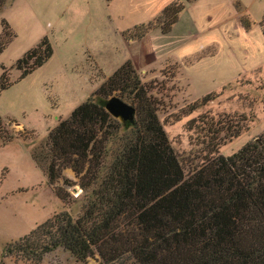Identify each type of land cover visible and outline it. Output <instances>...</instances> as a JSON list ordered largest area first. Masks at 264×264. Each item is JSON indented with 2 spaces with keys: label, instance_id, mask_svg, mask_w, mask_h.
<instances>
[{
  "label": "rangeland",
  "instance_id": "374dc122",
  "mask_svg": "<svg viewBox=\"0 0 264 264\" xmlns=\"http://www.w3.org/2000/svg\"><path fill=\"white\" fill-rule=\"evenodd\" d=\"M177 1L184 10L169 35L154 29L143 39L133 38ZM263 18L264 0L8 1L0 11V36L5 22L15 38L0 53V81L6 70L10 83L7 89L0 85V122L14 139L4 144L0 137V264H29L3 258L4 248L56 214H80V204L68 207L56 194L63 189L80 200L79 188H65L63 181L51 185L32 154L129 61L159 105V120L186 173L205 158L201 142L207 134L196 139L187 130L202 115L233 119L247 128L220 148L225 158L258 140L264 134ZM45 38L53 48L51 59L22 78L17 62ZM210 95L214 99L206 107L182 116ZM112 97L125 102L119 93ZM65 176L78 182L72 171ZM42 264L75 263L57 250ZM88 264L102 260L96 254Z\"/></svg>",
  "mask_w": 264,
  "mask_h": 264
},
{
  "label": "trees",
  "instance_id": "16d2710c",
  "mask_svg": "<svg viewBox=\"0 0 264 264\" xmlns=\"http://www.w3.org/2000/svg\"><path fill=\"white\" fill-rule=\"evenodd\" d=\"M8 1L0 0V11ZM183 10L179 1L169 5L155 25L141 27L133 38L143 39L154 29L170 34ZM260 27L264 36V18ZM14 38L4 22L0 53ZM52 55L45 38L16 68L25 78ZM0 85L10 87L6 70ZM115 93L136 109L134 123L123 126L106 112L105 103ZM213 99L210 95L190 105L182 116ZM158 106L129 61L61 120L32 158L51 185L63 181L65 188H79L80 200L63 189L56 194L68 207L80 204V214H56L7 245L3 258L42 264L48 254L63 250L75 264H88L96 254L102 264H264V134L225 158L220 148L247 128L241 121L202 115L187 130L196 139L207 134L201 142L205 158L186 173L159 120ZM0 137L4 144L14 139L1 122ZM68 171L78 182L65 176Z\"/></svg>",
  "mask_w": 264,
  "mask_h": 264
},
{
  "label": "water",
  "instance_id": "95a60500",
  "mask_svg": "<svg viewBox=\"0 0 264 264\" xmlns=\"http://www.w3.org/2000/svg\"><path fill=\"white\" fill-rule=\"evenodd\" d=\"M106 112L123 126L134 123L137 116L136 109L117 97L108 99L105 103Z\"/></svg>",
  "mask_w": 264,
  "mask_h": 264
},
{
  "label": "crops",
  "instance_id": "0c3cea01",
  "mask_svg": "<svg viewBox=\"0 0 264 264\" xmlns=\"http://www.w3.org/2000/svg\"><path fill=\"white\" fill-rule=\"evenodd\" d=\"M169 35V34H168ZM130 42H134V40L133 39H130ZM133 63V62H132ZM144 72V71H143Z\"/></svg>",
  "mask_w": 264,
  "mask_h": 264
}]
</instances>
